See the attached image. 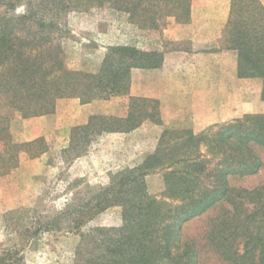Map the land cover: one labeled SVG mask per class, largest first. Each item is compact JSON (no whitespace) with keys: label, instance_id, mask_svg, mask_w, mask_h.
Masks as SVG:
<instances>
[{"label":"trees","instance_id":"16d2710c","mask_svg":"<svg viewBox=\"0 0 264 264\" xmlns=\"http://www.w3.org/2000/svg\"><path fill=\"white\" fill-rule=\"evenodd\" d=\"M188 1L9 0L7 12L0 15V175L12 165L8 161L15 149L7 145L10 111L21 118L51 114L56 98L73 96L79 88L83 102L102 94L127 95L130 70L160 66V54L117 46L108 49L96 78L67 80L70 71L64 68L60 47L51 36L58 30L60 13L79 5L105 7L126 14L129 23L144 28L155 26V17L163 12L176 18L177 11L186 15ZM18 2L26 8L22 15L9 11ZM41 3L51 19L39 14ZM225 33L226 46L237 53L238 75L261 79L264 100V10L259 1L232 0ZM147 101L152 103L148 111L139 106ZM158 107L156 101L129 97L126 117L90 116L84 126L71 129L70 147L80 140L85 146L102 133L128 132L144 120L156 123ZM167 135L174 143L169 147L163 144ZM39 142L44 140L20 146L35 148ZM161 142L143 167L120 174L92 202L77 204V219L72 222L77 229L105 208L122 207L119 228H95L81 234L77 264H264V180L254 185L229 180L264 172L259 156L264 153V114L244 115L198 135L188 130L177 135L165 131ZM202 146L203 155L199 154ZM46 149L27 153L35 157ZM158 168L164 172V197L172 205H163L146 192L143 175ZM194 220L201 225L185 231L183 227Z\"/></svg>","mask_w":264,"mask_h":264},{"label":"rangeland","instance_id":"374dc122","mask_svg":"<svg viewBox=\"0 0 264 264\" xmlns=\"http://www.w3.org/2000/svg\"><path fill=\"white\" fill-rule=\"evenodd\" d=\"M2 2L0 15L7 12L9 0ZM37 8H42L39 14H45L46 19L53 17L50 12L46 14L43 3ZM25 10L24 3L18 2L9 11L14 15H22ZM56 22L58 30L53 31L51 36L60 47V58L64 68L70 71L71 76L67 80L71 82L74 79L86 81L89 76V80H92L111 47H131L144 52V28L129 23L126 14L105 7L79 5L60 13ZM133 70L129 73L127 95L107 97L102 91L98 92L102 95L83 102L85 97L79 88L73 96L56 98L51 114L21 118L17 112L10 111V142L7 145L15 149L12 150L11 159L8 158V163L12 165L0 175V264H77L76 252L81 243V234L87 235L95 228L116 229L122 225V207L112 205L93 215L77 229L72 223L77 219L74 213L79 211L77 204L92 202L91 199L100 190L110 187L112 180L119 179L120 174L143 167L146 157L162 145L165 131L177 135L179 131L188 130L198 135L210 128L194 133L187 114H168L170 118L164 120L158 107L160 115L156 123L144 120L128 132L94 136L85 146L80 140L72 149L71 129L84 126L87 122L70 126L68 118L71 111L94 102L90 116L126 117L129 97H132L129 95L131 77L136 78L135 82L140 85L141 72ZM139 106L147 107L148 111L152 103L147 101ZM36 135L39 137L29 140ZM169 138L165 136L163 144L166 147L174 144ZM37 139H43L44 142H39L35 148L20 146ZM45 146L46 151L35 157L27 153H36V150ZM203 153L202 146L199 154ZM259 156L264 162V153L260 152ZM168 161L166 159L163 162L165 164ZM162 174L163 170L161 172L158 168L145 177L143 175V183L149 196L163 205H172L174 202L164 197ZM229 180L235 184L254 185L264 180V172L241 181L236 178ZM199 225L201 222L194 220L183 228L193 231Z\"/></svg>","mask_w":264,"mask_h":264},{"label":"crops","instance_id":"0c3cea01","mask_svg":"<svg viewBox=\"0 0 264 264\" xmlns=\"http://www.w3.org/2000/svg\"><path fill=\"white\" fill-rule=\"evenodd\" d=\"M258 1L264 10V0ZM231 2L189 0L186 15L163 12L155 26H144L143 51L162 60L157 68L133 70L141 72L140 85L132 76L129 95L156 101L164 120L187 114L194 133L245 114H264L261 79L239 76L237 53L225 43ZM93 104L75 107L70 126L85 124Z\"/></svg>","mask_w":264,"mask_h":264}]
</instances>
